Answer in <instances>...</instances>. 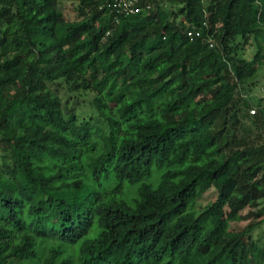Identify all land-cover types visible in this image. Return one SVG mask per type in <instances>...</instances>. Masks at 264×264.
I'll list each match as a JSON object with an SVG mask.
<instances>
[{
	"label": "trees",
	"instance_id": "trees-1",
	"mask_svg": "<svg viewBox=\"0 0 264 264\" xmlns=\"http://www.w3.org/2000/svg\"><path fill=\"white\" fill-rule=\"evenodd\" d=\"M59 1L0 0V264H264V0Z\"/></svg>",
	"mask_w": 264,
	"mask_h": 264
},
{
	"label": "rangeland",
	"instance_id": "rangeland-1",
	"mask_svg": "<svg viewBox=\"0 0 264 264\" xmlns=\"http://www.w3.org/2000/svg\"><path fill=\"white\" fill-rule=\"evenodd\" d=\"M77 2L74 0H60L59 1V10H62L63 12L67 13L68 16L72 17L73 15V7ZM168 10L177 9L176 7L172 5H167ZM239 45V55L245 57L248 60H253L255 54H256V47L251 43H245L243 40L238 41ZM249 83H252L251 92L248 94V100H249V107L246 108L244 114L248 117H244L242 119L243 123V132L244 135H250L251 138H257L258 141H262L264 139V125L261 123V125L256 126L253 121L255 118H262V115L260 113L258 104L262 103L264 104V65L259 66L258 72L255 75L254 79L249 80ZM93 94H88L86 96V102H89L91 99H93ZM243 96L246 97L244 94ZM83 97L79 99H84ZM247 98V97H246ZM81 110L85 114L91 113V109L88 105L85 107H81ZM256 110V117H253L252 111ZM215 197V190H211L207 194H205L198 202V209L200 212L204 211L205 208L208 207L209 201L211 198ZM264 208V200L261 201L260 205L257 208H248L243 214L248 215L251 213L252 215L248 217V219L242 221L239 224H233V228L242 230L243 228L255 224L258 225L252 232V235L255 239H261L264 237V214H260V210Z\"/></svg>",
	"mask_w": 264,
	"mask_h": 264
},
{
	"label": "built area",
	"instance_id": "built-area-1",
	"mask_svg": "<svg viewBox=\"0 0 264 264\" xmlns=\"http://www.w3.org/2000/svg\"><path fill=\"white\" fill-rule=\"evenodd\" d=\"M105 5L102 9H108L110 14L115 15V22L119 23L120 17H129L141 14L144 11L152 9V1L154 0H105ZM110 32H108V35ZM189 36L194 39V37L201 36L200 30L189 31ZM211 47L214 46L215 42L213 38L208 40ZM253 114H256V110L252 111Z\"/></svg>",
	"mask_w": 264,
	"mask_h": 264
}]
</instances>
